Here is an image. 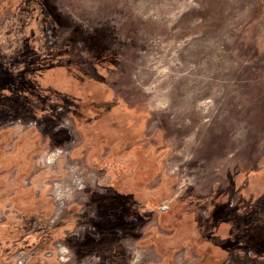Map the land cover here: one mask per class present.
Returning a JSON list of instances; mask_svg holds the SVG:
<instances>
[{
  "label": "rangeland",
  "instance_id": "1",
  "mask_svg": "<svg viewBox=\"0 0 264 264\" xmlns=\"http://www.w3.org/2000/svg\"><path fill=\"white\" fill-rule=\"evenodd\" d=\"M0 210V264H264V0H0Z\"/></svg>",
  "mask_w": 264,
  "mask_h": 264
},
{
  "label": "built area",
  "instance_id": "2",
  "mask_svg": "<svg viewBox=\"0 0 264 264\" xmlns=\"http://www.w3.org/2000/svg\"><path fill=\"white\" fill-rule=\"evenodd\" d=\"M32 124V123H31ZM65 203H64V201L62 202V205H64ZM3 219H4V213H3V211L2 210H0V222L1 221H3Z\"/></svg>",
  "mask_w": 264,
  "mask_h": 264
},
{
  "label": "clouds",
  "instance_id": "3",
  "mask_svg": "<svg viewBox=\"0 0 264 264\" xmlns=\"http://www.w3.org/2000/svg\"><path fill=\"white\" fill-rule=\"evenodd\" d=\"M133 264H135V261L133 262Z\"/></svg>",
  "mask_w": 264,
  "mask_h": 264
},
{
  "label": "crops",
  "instance_id": "4",
  "mask_svg": "<svg viewBox=\"0 0 264 264\" xmlns=\"http://www.w3.org/2000/svg\"><path fill=\"white\" fill-rule=\"evenodd\" d=\"M2 251L0 250V253H1ZM2 254V253H1Z\"/></svg>",
  "mask_w": 264,
  "mask_h": 264
},
{
  "label": "bare ground",
  "instance_id": "5",
  "mask_svg": "<svg viewBox=\"0 0 264 264\" xmlns=\"http://www.w3.org/2000/svg\"><path fill=\"white\" fill-rule=\"evenodd\" d=\"M56 165V164H55ZM66 258V257H65Z\"/></svg>",
  "mask_w": 264,
  "mask_h": 264
}]
</instances>
